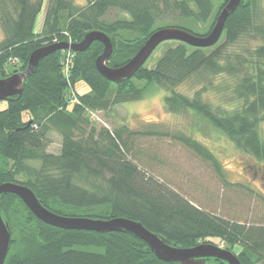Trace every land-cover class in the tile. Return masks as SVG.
<instances>
[{
  "label": "trees",
  "instance_id": "1",
  "mask_svg": "<svg viewBox=\"0 0 264 264\" xmlns=\"http://www.w3.org/2000/svg\"><path fill=\"white\" fill-rule=\"evenodd\" d=\"M221 1L214 12L211 0H87L83 6L73 0H48L42 27L35 32L44 0H0L4 34L0 79L24 71L33 51L68 41L79 43L91 31L103 32L111 41L106 65L122 66L151 33L165 27L166 19L173 20L170 27L206 36L228 2ZM110 9L128 18L106 21ZM195 27L199 33L191 30ZM247 40L255 44L248 46ZM102 48L93 41L85 51H71L67 71V49L49 53L24 79L21 94L3 101L0 184L28 187L43 207L58 215L127 218L169 245L191 248L222 243L230 252L238 246L236 257L241 264H264V217L238 219L248 212L246 199L251 192L225 181L209 148L181 131L96 127L91 116L102 111L109 117L114 107L141 99L149 86L157 85L166 92L169 112L194 113L240 152L264 161V142L257 131L264 121V19L259 0H240L214 45L202 48L177 41L152 67L146 66V60L121 83H112L97 71L95 60ZM215 77L223 79L221 90L224 99L233 103L230 108L213 106L202 98ZM192 80L201 87L191 96L176 90ZM51 131L61 136L58 154L47 151ZM148 137H168L178 144L204 169V176L213 179L215 189L210 195L201 177L188 176L183 170V179L171 178L167 171L176 163L168 162L158 147L150 150L144 142ZM228 190L235 193V203L223 196ZM201 192L212 200L207 201ZM239 200L243 211H230ZM0 214L11 233L3 264H172L158 260L145 242L127 232L67 230L45 224L12 193L0 195ZM206 261L227 264L215 258Z\"/></svg>",
  "mask_w": 264,
  "mask_h": 264
},
{
  "label": "rangeland",
  "instance_id": "2",
  "mask_svg": "<svg viewBox=\"0 0 264 264\" xmlns=\"http://www.w3.org/2000/svg\"><path fill=\"white\" fill-rule=\"evenodd\" d=\"M48 0H44L41 10L36 16L34 31L39 32L42 27V21L45 15V9ZM213 3V11L217 12L222 1L211 0ZM78 6L86 4L87 0H73ZM260 10L264 19V0H259ZM221 10V9H220ZM127 15L117 9L108 10L105 15L106 21H114L116 19H127ZM171 18L165 20V27H170L174 24ZM167 24V25H166ZM162 27V28H165ZM160 29V28H159ZM191 29V28H190ZM193 32L199 33V28L195 27L191 29ZM206 30L201 31L205 33ZM4 38L3 30L0 26V41ZM71 40V39H70ZM67 43H72L68 41ZM177 44V41L168 40L160 43L153 53L148 57L146 61L147 67H152L156 61L163 55V53L170 47ZM255 44L253 41L247 40L246 45L252 46ZM66 55L72 56L71 50H66ZM68 55V56H69ZM212 86L202 93L204 101L209 102L213 106H226L230 108L232 102L225 100V93L221 90L223 79L215 77L211 79ZM201 87L199 82H187L180 85L176 90L180 93L191 96L194 90ZM113 92V91H112ZM165 90L157 85H151L145 90V93L141 99L127 102L125 104L117 105L113 108L111 116L107 117L102 111H94L91 113L92 118L96 122L95 126H105L110 130L115 129L121 125H125L131 131H143L145 128L152 127V129H158L160 131H181L188 136H192L209 148L222 167L224 179L232 184H238L242 187H247V192H251L250 197L246 199L247 203V215L241 216L238 219L256 221L264 217V161H255L248 155L240 152L232 142H230L225 136L215 131L210 125L201 120L198 116L190 111H184L181 113L169 112L165 108L164 98ZM111 96V94H109ZM5 102H1L0 106L4 107ZM27 117H24L26 119ZM260 138L264 142V121L261 122L257 129ZM49 146L47 151L53 154H58L61 145V136L56 131H51L48 135ZM145 144L150 147V150L159 148V152L168 162L172 161L176 163L174 169L167 171L169 176L173 178L177 175L180 179H183V175L180 173L183 170L187 171L188 176L194 178L201 177L202 183L205 184L207 192L215 189L213 179L208 176H204V169L198 168L196 164L184 154V150L168 137H148L144 140ZM142 143V142H141ZM176 172V173H175ZM183 173V172H182ZM187 176V177H188ZM233 185V186H234ZM217 190V189H216ZM234 190H243L235 188ZM231 191H223V196L229 197L233 203L237 201L235 193ZM236 192V191H235ZM203 194V192H201ZM200 193V195H202ZM206 197L207 194H203ZM207 201L212 199L209 196L206 197ZM207 202V203H209ZM243 202L239 200L235 206L230 209L234 213L240 214L242 210ZM231 208V207H230ZM228 212V211H226ZM257 213V217L255 216ZM220 213H224V209L220 208ZM216 246L224 248V245L219 243ZM225 249V248H224ZM240 252V248L237 246L232 250V253L237 256ZM262 264V263H256Z\"/></svg>",
  "mask_w": 264,
  "mask_h": 264
},
{
  "label": "water",
  "instance_id": "3",
  "mask_svg": "<svg viewBox=\"0 0 264 264\" xmlns=\"http://www.w3.org/2000/svg\"><path fill=\"white\" fill-rule=\"evenodd\" d=\"M239 3L240 0H228L219 11L213 28L206 36L195 35L176 27L157 29L151 33L134 56L126 64L119 67L112 68L106 65V61L112 52V44L109 37L100 31L86 33L79 43L70 44L65 42L39 48L30 54L24 71L16 72L6 78L0 79V101H4L14 95H20L24 79L33 72L41 59L58 49L82 52L93 41H99L103 45V48L102 53L95 60L97 71L108 81L121 83L133 77L153 50L164 41L174 40L194 47H210L218 41L225 20ZM4 193L17 195L37 219L57 228L87 230L99 233L127 232L145 242L154 256L163 262L172 264H207V259L215 258L227 264H241L232 252L211 243H201L191 248L169 245L163 237L149 231L140 222L127 218L92 219L58 215L43 207L31 189L18 183L7 182L0 184V195ZM10 241L11 233L9 226L0 214V264H3L6 259Z\"/></svg>",
  "mask_w": 264,
  "mask_h": 264
},
{
  "label": "built area",
  "instance_id": "4",
  "mask_svg": "<svg viewBox=\"0 0 264 264\" xmlns=\"http://www.w3.org/2000/svg\"><path fill=\"white\" fill-rule=\"evenodd\" d=\"M69 55V54H68ZM68 55H66L65 57H66V61H65V71H67V68H68V66L70 65V61H71V57L72 56H68ZM222 244V243H221Z\"/></svg>",
  "mask_w": 264,
  "mask_h": 264
}]
</instances>
